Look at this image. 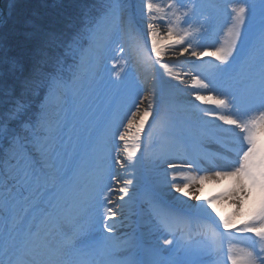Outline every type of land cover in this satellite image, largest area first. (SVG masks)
I'll use <instances>...</instances> for the list:
<instances>
[{
  "label": "snow or ice",
  "instance_id": "6c2138e0",
  "mask_svg": "<svg viewBox=\"0 0 264 264\" xmlns=\"http://www.w3.org/2000/svg\"><path fill=\"white\" fill-rule=\"evenodd\" d=\"M260 6L264 17V0H260ZM120 8L121 0H110L105 16H118ZM208 8L212 10L197 7L195 0H167L166 4L157 0H142V13L146 10L152 52L157 57L163 55L158 47L159 21H167V35L177 36V44L184 45L183 51H187L193 47V40L198 38V34L206 30L205 25L212 23L213 12L222 10L231 25L221 46L212 51L193 50L191 54H207L215 57L221 65L230 67L241 54L238 43H245L243 29L248 27L253 6L247 4V0H226L222 9L215 4ZM198 16H203L204 21ZM4 24L6 21L0 19V26ZM95 27L87 9L83 11L79 26L69 22L63 29L50 27L39 19L24 20L11 33V36L19 37L17 47L20 51L17 55L11 54L10 35L0 34V106H7L5 111L0 112V144L7 145L3 165H0V264H144L130 254L126 258H118L110 252L108 258L97 260L90 249L78 246L72 239L54 245L59 227L55 216L68 185L69 171L62 158L63 142L57 144L49 139L42 123L31 115V102L33 97L44 92L51 93L53 87L62 82L67 59L81 46L85 35H92ZM172 50L177 51L176 45L172 46ZM234 52L237 56L233 55ZM161 66L171 74L169 64ZM218 70L226 72L228 69ZM253 70L257 71L259 86L243 101L246 107L240 108L228 97L214 100L218 108L229 110L214 114L225 125L232 126L220 129L230 135L232 143L228 151L234 154L232 158L222 157L225 166L212 168L211 175L184 176V183L173 175L171 184L176 193L199 200L196 192L185 191L191 183L196 180L202 183L208 179H229L234 181V185L231 192L224 196L234 197L238 213L243 210L245 201L253 200V207L248 212L251 219L235 229L241 236L229 237L230 240L244 242L243 247L230 244L227 258L231 264H264V143L260 139L264 133V19L259 34L258 64ZM193 85L209 88L210 82L193 78ZM196 99L204 100L205 97L197 95ZM232 108L236 110L235 118ZM128 115L134 114L130 111ZM151 115L152 100L149 99L132 137L134 141L140 139L145 121ZM132 123L128 120L129 128ZM216 127L219 128L218 125ZM116 135L124 141L123 151L126 154L123 162L117 159L116 163L125 168L133 163L139 145L130 144L126 133L117 132ZM183 166L174 162L168 164L169 168ZM187 167L192 168L194 164L189 163ZM131 183L130 179H125V187L120 192L127 195V185ZM224 196L215 199H223ZM213 202L209 198L202 204L189 205L211 222L207 226L209 249L214 246L219 227L208 211ZM106 212L109 216L114 215L112 209ZM49 224L50 227H45ZM222 226L224 229L232 227L230 220L223 218ZM107 230L111 231L112 226L108 225ZM165 242L172 243L171 240Z\"/></svg>",
  "mask_w": 264,
  "mask_h": 264
},
{
  "label": "rangeland",
  "instance_id": "374dc122",
  "mask_svg": "<svg viewBox=\"0 0 264 264\" xmlns=\"http://www.w3.org/2000/svg\"><path fill=\"white\" fill-rule=\"evenodd\" d=\"M108 1L110 3V0H104L103 9L107 8ZM157 2L166 4L167 0H157ZM126 3L129 4L126 6ZM195 3L197 7L204 6L206 11H210L212 9L208 8L209 5H219L222 9L226 0H195ZM247 4L253 6V12L251 19L247 21L248 27L243 29L245 43L242 46L238 45L241 48V54L237 56L235 52L233 53L237 59L231 63L230 67L219 63L214 74L222 73V78L226 74L236 76L239 70L246 71L244 63L247 62L248 65H252L248 72L252 74L254 66L258 64V56L255 59L253 56L259 54V34L264 17H262L260 0L254 2L247 0ZM213 15L212 23L206 24V30L199 33L198 38L193 40L192 50L200 52L206 48L212 51L220 47L225 40L231 21L225 17L222 10H215ZM198 19L204 21L203 16H198ZM167 27V21H159L157 31H165L167 35ZM166 39L174 40L180 50H183L184 45L177 44V36H168ZM88 41L89 44L79 52L80 62L83 63L77 66L71 82L62 81L53 87L51 93L36 96L32 103L31 115L42 123L49 139L57 144L63 142L62 158L69 171L68 185L64 190L55 222L58 220L67 222L68 218L76 221V216L79 214L83 217V221H87L85 218L87 215L92 222L99 218L103 223L107 205L112 203L108 178L115 155L119 152L126 156L123 151L124 143L119 144L121 140L116 135L117 132L126 133L130 144L139 145L133 161L137 162L138 172L145 179L142 192L145 187H148L150 194L156 193L160 198L166 183L173 179V175L170 172L167 175L159 172L161 168L158 164L159 155L166 146L163 144L165 140L162 139L170 135V131L162 127L159 116L161 113L169 112L170 125L178 130H188L192 127L186 120L194 109L187 110L185 113L176 108L181 107L177 104L176 109L173 110L176 113L170 110V94L172 93L169 89L174 91L175 83L180 84L177 79L180 77L179 72L182 71L181 62L175 63L170 60L168 51L171 47L169 46L159 47L163 53L160 57L152 52L146 10L142 13V0H122L118 16H104ZM203 56L206 57V54ZM229 59L231 61L232 58ZM163 63L169 64L171 74L161 66ZM223 68L228 70L226 72L218 70ZM161 75L166 78L162 87L159 85ZM224 81V83L228 81L226 77ZM143 82L150 85V90L146 89ZM160 91H164L166 96L157 95ZM147 99H151L154 103L153 115L145 121L140 139L134 141L132 139L134 134L129 131L131 128L128 127V120L133 121L132 126L139 124V122L136 124L137 115L141 114L137 112V109L141 102L148 104ZM37 107H41V113L33 110ZM130 111L134 115H128ZM148 143L156 144L154 159L151 155L145 157ZM1 145L4 150L7 148L6 144ZM145 163L151 169H146ZM0 165L3 163L0 162ZM204 182L205 180L202 183ZM151 188H154V191ZM217 196L219 194L213 197V205L218 201L215 199ZM159 202L161 203V198L156 202L152 195L149 200L147 198L144 200L143 239L145 242H157L156 248L170 255L157 257L147 251V264H217L212 261L217 245L220 246V258H222L218 260V264H221V260L222 262L227 260L231 264L227 258L230 244L244 246L242 240H230L229 237L241 236L240 233L235 232V229L251 219L248 212L253 207V200L246 203L239 213L237 209L222 212L214 206L208 209L214 218L229 216L235 221L233 224L237 225L231 230H218L211 249H209L207 226L196 225L200 219H190L189 215L196 212L195 208L180 214L184 217L181 222L186 226L192 221L193 228L188 232L187 239L181 240L176 246L180 236L162 231L159 228L161 223L155 218L159 210L157 208ZM195 221L196 224H194ZM46 226L50 227V224ZM69 226L72 228L75 225ZM202 234L207 235L206 239L202 240L204 238ZM200 235H202L201 240H197ZM94 239L101 241L100 236ZM166 240H171L172 243L168 244Z\"/></svg>",
  "mask_w": 264,
  "mask_h": 264
},
{
  "label": "bare ground",
  "instance_id": "6f19581e",
  "mask_svg": "<svg viewBox=\"0 0 264 264\" xmlns=\"http://www.w3.org/2000/svg\"><path fill=\"white\" fill-rule=\"evenodd\" d=\"M168 36L165 31H159L158 37V47L169 46L171 50L168 51L170 55V60H173L175 63L181 62L182 71L179 72V79H177L180 84L175 83L176 89L174 91H169L170 94V110L172 113H176L173 110L176 108L187 112V110L194 109L192 113L189 114L187 118V122H189L192 127L188 130H178L174 126L170 125V113H161L159 110L160 116L159 121L161 122L162 127L166 131H170L173 134L170 136H166V138L162 140H168L171 144V153L164 157L162 154L159 156L158 163L161 165V169L163 172L170 171L173 173H179L183 175L184 171H189V175L198 177L193 174L194 169H205L207 172L205 175H211L212 168H221L225 166V159L222 157L232 158L233 153L228 151V147L231 145L232 141L230 135L225 132H221L220 129L231 128L230 125H225L223 121L218 120L214 113L226 112L229 110L218 108L214 100L217 98L228 97L235 101V104L240 108L246 107L243 101L245 98L254 90H258L259 81L257 71H254L252 74L245 71L243 73L238 74V78L233 80L232 83H228L226 85H219L217 83H210L209 88H201L198 85H193V78L202 79L205 77L204 71L201 70L202 75H200L199 65L209 61V56L206 54V57L203 55L193 56L190 55L192 53V49H188L187 51L180 50V47L177 46L172 39H166ZM176 45L177 51L172 50V46ZM206 49V48H205ZM203 50H200V52ZM182 52V54H181ZM258 54L255 55V57ZM193 59L195 61H193ZM192 60V61H191ZM137 63V61H136ZM249 69L251 66L248 67ZM195 73V74H194ZM209 77V75L207 76ZM166 78L161 75L159 85L162 87L164 84V80ZM251 79L245 86L244 82ZM147 90H150V85L143 82ZM241 84V87L239 86ZM148 86V88H147ZM161 96H166L164 91H160L159 94ZM202 95L205 97L204 100H197L196 96ZM148 101V99L146 100ZM145 104V106H144ZM180 105L181 107H176L175 105ZM147 103L141 102L138 106V112L141 115H137L138 124L140 117L143 112L147 109ZM154 103H152V106ZM207 110V111H206ZM233 118H235L236 110L232 108ZM168 118V120L166 119ZM167 120V122H166ZM183 122V120H178ZM219 126L217 128L216 126ZM137 126H132L131 130L133 134L136 132ZM202 127V128H200ZM237 132L239 130H236ZM261 142L264 143V133H262ZM124 143V141H120L119 144ZM189 147H194L198 152V156L192 157L186 154V150ZM189 151V150H188ZM115 161L112 164V168L110 170L109 178H108V187L111 195L110 201L107 205V209H112L114 215L109 216V214L105 210V218L102 226L89 228L95 230L96 232H100L103 236L102 242L98 244V249L100 251V255L104 258H107V253L109 251L108 243L113 241L114 249L117 254H119L118 258H126L134 255L132 246V238L136 235L141 237V229L139 227V218H140V207L139 204L141 202V192L139 191L142 188L143 179L142 175L139 174L137 169V162L133 161L132 164L127 165L125 168H121L119 163H116L117 159L122 162L125 159V156L121 155L119 152L116 153ZM209 158V160H208ZM210 158H215L214 161H210ZM170 162H174L177 164L184 165L181 168H169L168 164ZM189 163L194 164V167L189 168L187 165ZM184 177L177 179L181 183H184ZM130 179L132 181L131 184L127 185L128 194L120 192L122 187H125L124 180ZM171 184H168L165 189L162 191V196L169 206L168 215L173 212L178 211H186L192 210L194 207H189V205H197L202 204L209 198H212L219 194V196H224L225 193L231 192L234 181L229 179H221L219 181L208 179L205 180L204 183H201L199 180H196L195 183H191L185 191L189 193L196 192V195L199 196V200L195 199L191 196H184L182 193H176L174 189H172ZM199 189L197 192L196 190ZM123 197V199H121ZM252 199L245 201L249 203ZM180 201H184L185 203H180ZM244 204V205H245ZM215 209L220 210L222 212H227L233 209H237V205L234 202V197L232 196H224L223 199H219L215 205H213ZM177 220H174L172 217L164 220V229H172L177 225ZM60 227V222H56ZM111 225L112 230L108 231L107 226ZM58 227L54 239H57L60 229ZM69 239V238H68ZM70 240V239H69ZM62 244L57 241L56 246ZM220 247L217 245L215 250V255L219 253ZM130 250V251H129ZM97 255V254H96ZM94 258H101L97 255ZM136 258V257H134Z\"/></svg>",
  "mask_w": 264,
  "mask_h": 264
},
{
  "label": "trees",
  "instance_id": "16d2710c",
  "mask_svg": "<svg viewBox=\"0 0 264 264\" xmlns=\"http://www.w3.org/2000/svg\"><path fill=\"white\" fill-rule=\"evenodd\" d=\"M4 5L7 9V17L5 19L6 24L0 26V34L10 35L9 43L12 55H17L20 51L17 47L19 37L11 36L12 30L18 29L24 20L39 19L50 27L63 29L69 22L79 26L85 9L89 11V15L95 24L100 11L99 1L95 0H5ZM86 37L87 35L84 36L79 48L85 44ZM79 48L67 59L63 75L70 76L71 70L78 62L76 51ZM34 101L35 97L32 98L31 103ZM6 107V105L0 106V112L5 111ZM34 109H38V107ZM1 156L2 152L0 151V158Z\"/></svg>",
  "mask_w": 264,
  "mask_h": 264
},
{
  "label": "water",
  "instance_id": "95a60500",
  "mask_svg": "<svg viewBox=\"0 0 264 264\" xmlns=\"http://www.w3.org/2000/svg\"><path fill=\"white\" fill-rule=\"evenodd\" d=\"M3 0H0V11H1V18L0 19H5V16H6V12H5V9L3 7V4H2Z\"/></svg>",
  "mask_w": 264,
  "mask_h": 264
}]
</instances>
